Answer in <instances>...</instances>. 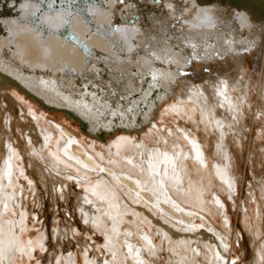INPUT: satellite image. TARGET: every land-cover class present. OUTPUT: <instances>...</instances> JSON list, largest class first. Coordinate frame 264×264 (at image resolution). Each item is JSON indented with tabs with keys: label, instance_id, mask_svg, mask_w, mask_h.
Masks as SVG:
<instances>
[{
	"label": "rangeland",
	"instance_id": "1",
	"mask_svg": "<svg viewBox=\"0 0 264 264\" xmlns=\"http://www.w3.org/2000/svg\"><path fill=\"white\" fill-rule=\"evenodd\" d=\"M262 53L261 47L241 52L237 63L232 57L227 58L226 67L220 65L217 54L212 55L215 60L208 66L201 56L199 60L187 62L171 95L154 101L147 98L153 99V93L143 96L144 103L149 101L153 105L152 109L149 103L144 107L150 108L148 113L142 111L140 101L126 107L121 103L123 100L133 103L137 96L132 101L116 97L117 78L123 83L127 81L128 64L121 62V70L116 64L108 63L116 68L108 81V90L112 91L110 98L117 99L116 103L124 109L113 116L109 105L104 117L125 119L122 113L131 117L134 108L141 112L137 113L135 122L131 120L112 129L100 127L96 133H89L80 120L42 107L15 87L0 91V169L5 170L9 147H12L15 157L7 191L18 204L0 213L2 218L5 215L7 224L2 220L0 223L7 234L15 225H21L19 229L15 227V237L18 241L20 238V242L11 257L13 264H70V261L74 264H131L133 260L126 253L127 240L148 244L145 235L152 239L153 247H149L145 257L147 263L140 264H196L199 260L193 261V255L187 256L184 251L186 241L193 254L195 246L208 249L206 259L200 261L202 264H217V249L224 257L220 264L233 261L235 264H264V73L261 77L258 63ZM236 64L247 73L246 94L237 106L240 127L236 136L229 126H221L219 129L223 128L227 136L221 139V133L209 127L197 100L195 103L184 99L187 90L184 85L191 83L189 76L210 75L216 68L231 73ZM17 66L24 69L25 77L36 81L50 73L58 75V81L63 80L61 70L54 73L29 71L21 63ZM139 68L145 76L146 70ZM95 72L99 75V67ZM66 90L72 93L70 88ZM230 92L240 97L238 90ZM226 112L225 118L221 114L217 116L237 125L234 111ZM143 120L147 121L141 123ZM55 126L75 136L78 146L96 164L94 168L78 166L63 157L61 134ZM47 132L52 136L46 142L43 139L47 138ZM193 140L200 144L204 156L195 157ZM153 153L159 158L169 154L175 159L183 183H177L176 190L175 186L171 187L172 195L182 204L186 202L185 208L192 212V226L188 230L172 231L171 242L161 231L170 232L180 227L144 200L138 201L127 187L110 176L107 178L106 172L127 173L148 183L147 186L142 184L140 191L151 195L149 187H153V182L143 158L147 157L148 161ZM0 179L5 181L3 171ZM100 184L106 185L114 196L122 220L114 243L107 241L112 234V221L106 216L107 204L92 194ZM151 196L159 199L154 194ZM80 207L85 212H79Z\"/></svg>",
	"mask_w": 264,
	"mask_h": 264
},
{
	"label": "bare ground",
	"instance_id": "2",
	"mask_svg": "<svg viewBox=\"0 0 264 264\" xmlns=\"http://www.w3.org/2000/svg\"><path fill=\"white\" fill-rule=\"evenodd\" d=\"M119 1L0 0V91L10 86L15 87L42 107L60 111L69 118L80 120L83 122L81 123L83 128L89 133H96L97 129L100 131V127L112 129L114 126L121 127L131 120L135 122L137 113L141 112L133 107L131 117L123 112L125 119L117 117L107 120L104 117V110L109 105L113 109V116L127 105L132 106L139 101L142 102V111L150 112L153 105L149 101L144 103L143 96L153 93V99L149 98V94L147 98L154 101L155 98L171 95L176 88L177 79L181 78L185 71L187 62H192L193 59L195 61L196 58L199 60L200 56L208 66L209 62H214L213 56L217 54L220 65L226 67L227 58L232 57L237 63L239 53L261 47L263 53L258 63L262 77L264 0H122L121 3ZM73 36L76 40L72 39ZM121 62L128 64L129 76L125 83L121 78H117L114 90L116 97L119 96L121 100L127 97L132 101L137 96L133 103L123 100L121 103L125 104L124 107H119L117 99L110 98L112 91L108 90L111 71L116 69L110 65L116 64L122 70L123 67L119 65ZM17 63L27 66L29 71L54 73L61 70L60 76L63 80L58 81V75L51 73L41 75L37 81L32 77H25L24 69L19 68ZM236 65L231 73L216 68L209 72L210 75L189 76L191 83L184 85L187 88L184 99L193 102L197 100L204 117L208 119L209 127H213L215 132L219 131L221 139L227 138L226 131L223 128L219 129L221 126H229L232 134L236 136L240 127L237 106L241 104V99L246 94L247 73L242 71L240 64ZM98 67L99 75L95 72ZM139 67L147 72L145 80ZM67 87L73 94L67 92ZM156 88L159 89L153 92ZM234 89L240 92L239 98L230 92ZM195 97L197 99H194ZM148 103L150 108H144ZM226 111L230 114L234 111L233 117L237 125L223 120ZM219 114L223 115V118L217 116ZM148 116L149 114L146 117ZM145 121L147 120L141 123ZM55 127L61 134L60 147L63 157L78 166L94 168L96 164L78 146L75 136L58 126ZM46 134L47 138L43 140L47 142L52 134L48 132ZM193 148L195 157L204 156L203 149L195 140ZM14 157L15 150L9 147L6 168L0 169V177L3 171L5 179V181L0 179V213L14 207V203L18 205L14 196L7 191L13 173ZM143 160L153 182L149 192L159 197L158 200L152 199L153 196L149 193L140 191L143 188L142 184L148 185L144 180L132 178L127 173L117 175L112 172H106L107 178L110 176L121 186L127 187L138 201L144 200L148 206L180 227L173 228L170 232L161 231L171 242L172 231L180 232L192 226V212L185 208L186 202L182 204L171 191L172 186L176 187L175 190L178 189L177 183L182 184L183 177L176 167L175 159L169 154L159 158L155 153L154 156L149 155L148 161L147 157ZM92 194L107 204L106 216L112 221V234L107 241L114 243L120 234L119 224L122 222L114 196L103 184L98 185ZM88 200L91 201L89 198ZM81 201L84 202L82 197ZM79 212H85L84 208L80 207ZM203 212L205 213L204 210ZM0 220L7 224L5 215L3 218L0 216ZM87 223L92 221L87 220ZM95 223L98 224V221ZM132 224L135 227V222ZM3 226L0 223L2 240L0 262L13 264L11 257L16 251L17 242H20V238L18 241L15 237V227L19 229L21 225L20 223L15 225L9 234L4 231ZM144 239L148 244L127 240L126 253L133 260L131 264L147 263L145 257L148 256L149 247H153V241L148 235H145ZM187 244L186 241L184 248L186 255L192 254L191 259L199 260L196 264H202L200 261L204 260L208 249L205 246H195L193 254ZM216 257L217 264L224 260L219 249L216 250ZM70 264H74L73 261H70Z\"/></svg>",
	"mask_w": 264,
	"mask_h": 264
},
{
	"label": "snow or ice",
	"instance_id": "3",
	"mask_svg": "<svg viewBox=\"0 0 264 264\" xmlns=\"http://www.w3.org/2000/svg\"><path fill=\"white\" fill-rule=\"evenodd\" d=\"M72 39L76 40L75 36H73ZM76 42L78 43L79 41L77 40ZM85 50H87V49H85ZM170 63H171V61H170ZM232 264H235V261H233Z\"/></svg>",
	"mask_w": 264,
	"mask_h": 264
}]
</instances>
